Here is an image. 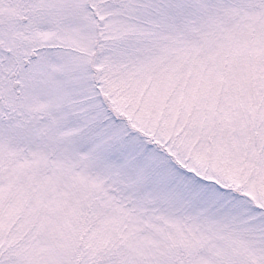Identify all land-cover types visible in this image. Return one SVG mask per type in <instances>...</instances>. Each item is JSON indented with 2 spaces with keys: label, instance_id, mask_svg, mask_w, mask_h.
Listing matches in <instances>:
<instances>
[{
  "label": "snow or ice",
  "instance_id": "obj_1",
  "mask_svg": "<svg viewBox=\"0 0 264 264\" xmlns=\"http://www.w3.org/2000/svg\"><path fill=\"white\" fill-rule=\"evenodd\" d=\"M0 264H264V0H0Z\"/></svg>",
  "mask_w": 264,
  "mask_h": 264
}]
</instances>
